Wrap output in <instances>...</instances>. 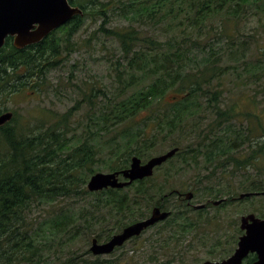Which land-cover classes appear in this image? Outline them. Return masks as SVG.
<instances>
[{
    "label": "trees",
    "instance_id": "obj_1",
    "mask_svg": "<svg viewBox=\"0 0 264 264\" xmlns=\"http://www.w3.org/2000/svg\"><path fill=\"white\" fill-rule=\"evenodd\" d=\"M69 2L82 8L83 15L40 42L17 49L10 36L5 39L0 48V114L10 110L7 103L13 95L41 90L47 72L78 45L72 37L87 15L100 18L98 30L118 42L120 54L112 63L115 84L79 86L81 97L74 105L50 113L46 123L20 128L13 110L12 118L0 126V264L87 263L81 253L62 254L71 252L80 237L96 231L99 241L102 235L107 240L112 228L121 230L144 218L150 207L166 209L164 202L175 194L173 187L165 189L173 182L169 180L186 170L196 177L211 170L204 178L213 179L216 170L225 171L231 164V172L245 177L239 182L244 192L264 196V112L243 111L223 101L230 75L236 86L261 81L264 87V0ZM114 12L128 24L107 27ZM252 16H258L263 30L259 38L258 27H251L250 33L243 27ZM163 21L164 39L146 32ZM169 94L172 101L166 99ZM83 105L80 116L74 117ZM163 146L178 151L166 161L170 167L162 168L165 162L156 168L159 184L152 175L122 189L87 190L94 172L126 168L132 155L144 160ZM245 151L250 152L239 155ZM251 169L258 179L250 178ZM204 178L200 174L194 181L200 182L194 195L207 184ZM235 188L231 181H216L207 184L205 193L212 199L225 193L224 205L233 200ZM88 195L93 200L75 210L57 206L60 200ZM37 203L52 207V214L34 228L27 215ZM178 217L187 218L184 213ZM168 218L163 227L172 230L175 240L193 228ZM254 259L252 254L247 261ZM91 263L101 261L96 257Z\"/></svg>",
    "mask_w": 264,
    "mask_h": 264
},
{
    "label": "rangeland",
    "instance_id": "obj_2",
    "mask_svg": "<svg viewBox=\"0 0 264 264\" xmlns=\"http://www.w3.org/2000/svg\"><path fill=\"white\" fill-rule=\"evenodd\" d=\"M257 21L258 16H252L246 20V25L243 27L247 33L251 32V27H258L257 34L259 38L263 30H261ZM100 23V18L93 19L87 15L84 18L83 25L72 37V41L76 42L79 47L77 48L73 44L69 51L70 54L65 55L66 59L56 64L57 67L47 72L41 90L33 91L27 89L11 97L10 102L7 103L10 108L8 111H16V115L19 116L16 124L20 128H27L29 125L33 126L40 122L46 123L50 113L60 114L72 107L76 100L81 97L78 87L84 88L87 82L88 84L93 83L98 87L101 85L111 87V85L115 84L112 63H114L120 54L119 46L115 38L106 36L98 30ZM127 24V19L114 12L110 13V19L106 26L123 27ZM166 25V22L163 21L157 27H151L146 32H152L159 39H164L163 27ZM233 76H229L227 82L229 92L224 93L223 101L236 103V106L243 111L256 112L262 115L264 112V87L261 81L247 86H241V84L236 86L232 82ZM166 99L172 101L170 94L166 96ZM83 109L84 105L75 113L74 117H79ZM142 116L137 118L139 119ZM243 117L248 118L247 116ZM260 121L264 124V116L260 117ZM163 147L162 149L153 151L152 156L169 149L168 146ZM249 152L245 151L239 155L245 156ZM230 165H228L229 167L225 171L216 170L214 172L216 176L213 179L204 178V175H208L211 170H205L202 173L198 172V177L201 174L206 179L204 183L209 185H212L216 181H231L234 187H236L234 197H237L239 193L244 192L239 182L244 181L245 177L237 170L231 172ZM260 165L264 164L260 163ZM161 167L167 169L170 165L166 162ZM99 171L110 172L111 169L103 168ZM249 171L250 178L258 179L255 177L258 175L257 173L252 171V169ZM156 172L157 169H155L153 175H156ZM198 177H196V173L193 171L186 170L185 173L170 179L169 181L173 182L165 189L170 190L173 187L175 191H196V187L200 182L195 184L194 181H197ZM160 178L161 172H158L153 181L159 184L162 181ZM190 183H192V189H190ZM207 184L202 185V189L196 195L193 194L192 204H202L208 199H212V197L205 193ZM223 194L221 197L226 196L225 193ZM93 198V195H88L86 198L63 199L57 203V206L60 205L66 207V209L69 207L75 210L78 206L85 204V201L88 203ZM152 207L146 212V216L150 215ZM164 208L171 211L168 219L172 220L176 218L180 222L186 221L193 226L189 232L183 236H179V240L170 237L172 230L163 227L169 223L162 221L150 226L139 236L130 238L111 253L102 255H93L89 251L90 241L95 237L94 233L96 231H94L88 237H80L77 244L72 247L71 252L64 251L62 257L71 256L73 253H81L82 258L88 262L78 261L77 264H95L91 262L96 257L100 259L101 264H167L165 263L167 260H172V264H203L206 260H221L229 256L236 247L238 236L242 232L239 229L240 217L250 212L258 216L264 213V196L255 194L254 196L241 199H233L231 202H225L224 205L208 204L207 207L202 209H195L192 206H186L185 200L179 199L175 193L166 199ZM179 213L186 214L187 218H179ZM51 214L52 207L43 203H37V205H32V210L28 211L27 218L33 219V227L36 228L48 219ZM126 223L127 221H125L124 225ZM112 225L109 222L107 226L108 228H112ZM119 231L120 229L112 228L110 233L112 235ZM105 238L102 235L100 241H103ZM86 250L88 252H85ZM104 260H107V262H104Z\"/></svg>",
    "mask_w": 264,
    "mask_h": 264
},
{
    "label": "water",
    "instance_id": "obj_3",
    "mask_svg": "<svg viewBox=\"0 0 264 264\" xmlns=\"http://www.w3.org/2000/svg\"><path fill=\"white\" fill-rule=\"evenodd\" d=\"M82 14L83 10L78 6L71 5L69 0H0V48L8 36L12 37V44L17 49L38 43L74 16ZM11 117L12 112L10 111L1 113L0 126L9 121ZM177 150V147H173L143 162L141 158L133 155L127 168L113 172L93 173L89 177L86 187L89 191L94 192L106 188L128 186L135 180L150 177L154 169L171 158ZM119 175L126 180H119ZM252 194L254 193L242 192L238 198L241 199ZM192 196L191 191L185 193V198L188 201ZM222 200L224 199H212L210 202L213 205H218ZM204 206L203 203L193 207L198 209ZM169 214L170 211L154 206L148 217L124 226L120 232L113 234L106 241L99 242L96 237H93L90 241L89 251L93 255L111 253L125 241L139 236L149 226L166 219ZM239 228L243 233L239 236L234 251L226 258L206 260L203 264H242L250 253H254L256 259L247 264H264V217H257L254 213L242 215Z\"/></svg>",
    "mask_w": 264,
    "mask_h": 264
},
{
    "label": "flooded vegetation",
    "instance_id": "obj_4",
    "mask_svg": "<svg viewBox=\"0 0 264 264\" xmlns=\"http://www.w3.org/2000/svg\"><path fill=\"white\" fill-rule=\"evenodd\" d=\"M119 178H120V179H123L121 176H119ZM176 195H177V197H178L179 199L185 200V203H186L188 206H192L189 202H187V200L185 199L183 193H181V192H178V193H177V192H176ZM160 208H161V207H160ZM161 209H162V208H161ZM258 217H261V218H262V217H264V215H259ZM252 254L255 255L254 253H250L249 255H252ZM249 255H248V256H249ZM248 256L244 259V261H243L242 264H247V263L253 261V260H252V261H249V262H248V261H247ZM255 259H256V255H255ZM255 259H254V260H255Z\"/></svg>",
    "mask_w": 264,
    "mask_h": 264
}]
</instances>
